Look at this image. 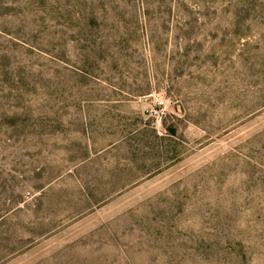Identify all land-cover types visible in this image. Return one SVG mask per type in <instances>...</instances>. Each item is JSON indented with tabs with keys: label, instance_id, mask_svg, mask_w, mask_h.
I'll return each mask as SVG.
<instances>
[{
	"label": "rangeland",
	"instance_id": "374dc122",
	"mask_svg": "<svg viewBox=\"0 0 264 264\" xmlns=\"http://www.w3.org/2000/svg\"><path fill=\"white\" fill-rule=\"evenodd\" d=\"M0 264H264V0H0Z\"/></svg>",
	"mask_w": 264,
	"mask_h": 264
},
{
	"label": "trees",
	"instance_id": "16d2710c",
	"mask_svg": "<svg viewBox=\"0 0 264 264\" xmlns=\"http://www.w3.org/2000/svg\"><path fill=\"white\" fill-rule=\"evenodd\" d=\"M167 131L171 134L174 135L176 133V129L172 126H167Z\"/></svg>",
	"mask_w": 264,
	"mask_h": 264
},
{
	"label": "built area",
	"instance_id": "2783aa9c",
	"mask_svg": "<svg viewBox=\"0 0 264 264\" xmlns=\"http://www.w3.org/2000/svg\"><path fill=\"white\" fill-rule=\"evenodd\" d=\"M152 113H153L154 115H156V116L158 117V119H160V114H159L156 110H153Z\"/></svg>",
	"mask_w": 264,
	"mask_h": 264
}]
</instances>
